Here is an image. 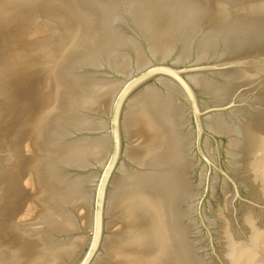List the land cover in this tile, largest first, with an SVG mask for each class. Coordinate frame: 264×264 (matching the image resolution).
I'll use <instances>...</instances> for the list:
<instances>
[{
    "label": "water",
    "instance_id": "obj_1",
    "mask_svg": "<svg viewBox=\"0 0 264 264\" xmlns=\"http://www.w3.org/2000/svg\"><path fill=\"white\" fill-rule=\"evenodd\" d=\"M0 264H264V0H0Z\"/></svg>",
    "mask_w": 264,
    "mask_h": 264
}]
</instances>
